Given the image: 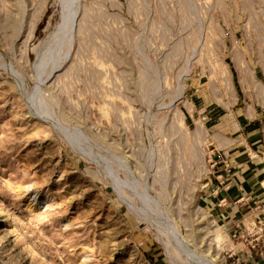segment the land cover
<instances>
[{
    "label": "rangeland",
    "instance_id": "1",
    "mask_svg": "<svg viewBox=\"0 0 264 264\" xmlns=\"http://www.w3.org/2000/svg\"><path fill=\"white\" fill-rule=\"evenodd\" d=\"M227 146L264 168V0H0V264L264 260Z\"/></svg>",
    "mask_w": 264,
    "mask_h": 264
},
{
    "label": "crops",
    "instance_id": "2",
    "mask_svg": "<svg viewBox=\"0 0 264 264\" xmlns=\"http://www.w3.org/2000/svg\"><path fill=\"white\" fill-rule=\"evenodd\" d=\"M252 137H255V132H251ZM246 138L250 139V135L244 133ZM252 148L258 152L257 148L253 144ZM250 150V148H249ZM248 150L237 153V158L228 161V146L224 148L221 156L220 166L216 168V172H222V181L215 183L216 187L213 190V198L215 205V212L227 217L226 210L234 209L232 212H236V216L243 214L244 202L248 199H254L258 201H264V173L262 176V170L264 168L258 165L249 163L247 161ZM217 159V157H216ZM223 164V165H222ZM228 167L229 173L228 174ZM221 184V185H220ZM221 203V204H220ZM225 203L226 206H222ZM248 264H261L264 260L257 256L249 258Z\"/></svg>",
    "mask_w": 264,
    "mask_h": 264
}]
</instances>
